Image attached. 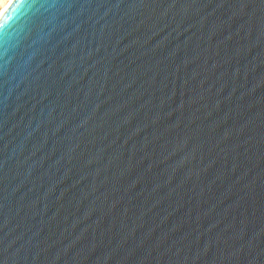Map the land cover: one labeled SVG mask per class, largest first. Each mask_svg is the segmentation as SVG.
<instances>
[{"label": "water", "instance_id": "obj_1", "mask_svg": "<svg viewBox=\"0 0 264 264\" xmlns=\"http://www.w3.org/2000/svg\"><path fill=\"white\" fill-rule=\"evenodd\" d=\"M0 264H264V3L12 0Z\"/></svg>", "mask_w": 264, "mask_h": 264}, {"label": "bare ground", "instance_id": "obj_2", "mask_svg": "<svg viewBox=\"0 0 264 264\" xmlns=\"http://www.w3.org/2000/svg\"><path fill=\"white\" fill-rule=\"evenodd\" d=\"M12 0H0V16L5 11V9L9 6Z\"/></svg>", "mask_w": 264, "mask_h": 264}, {"label": "snow or ice", "instance_id": "obj_3", "mask_svg": "<svg viewBox=\"0 0 264 264\" xmlns=\"http://www.w3.org/2000/svg\"><path fill=\"white\" fill-rule=\"evenodd\" d=\"M141 2H143V0H141ZM261 3H264V0H261Z\"/></svg>", "mask_w": 264, "mask_h": 264}]
</instances>
